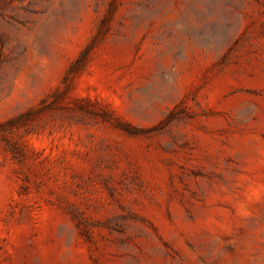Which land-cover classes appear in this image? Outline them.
<instances>
[{
	"label": "rangeland",
	"instance_id": "374dc122",
	"mask_svg": "<svg viewBox=\"0 0 264 264\" xmlns=\"http://www.w3.org/2000/svg\"><path fill=\"white\" fill-rule=\"evenodd\" d=\"M0 264H264V0H0Z\"/></svg>",
	"mask_w": 264,
	"mask_h": 264
}]
</instances>
